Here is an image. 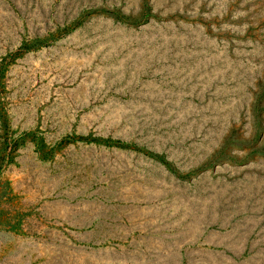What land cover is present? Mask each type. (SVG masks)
Returning a JSON list of instances; mask_svg holds the SVG:
<instances>
[{"label": "rangeland", "instance_id": "rangeland-1", "mask_svg": "<svg viewBox=\"0 0 264 264\" xmlns=\"http://www.w3.org/2000/svg\"><path fill=\"white\" fill-rule=\"evenodd\" d=\"M0 264H264V0H0Z\"/></svg>", "mask_w": 264, "mask_h": 264}, {"label": "trees", "instance_id": "trees-1", "mask_svg": "<svg viewBox=\"0 0 264 264\" xmlns=\"http://www.w3.org/2000/svg\"><path fill=\"white\" fill-rule=\"evenodd\" d=\"M4 166H5V154L0 155V202H1V184H2V178H1V174L4 170Z\"/></svg>", "mask_w": 264, "mask_h": 264}]
</instances>
